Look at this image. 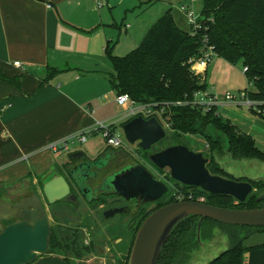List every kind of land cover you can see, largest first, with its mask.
<instances>
[{"label": "crops", "instance_id": "crops-1", "mask_svg": "<svg viewBox=\"0 0 264 264\" xmlns=\"http://www.w3.org/2000/svg\"><path fill=\"white\" fill-rule=\"evenodd\" d=\"M92 1L99 12L103 1L100 0V7ZM89 3L90 0H0V73L21 76L22 80L20 88L0 81L3 198H10V193H5V188L10 187L13 196L28 189L40 194L41 183L55 173L62 174L66 164L71 165V154L80 151L94 157L110 147L102 143L103 136L94 130L82 143L85 149H76L80 142L73 138L77 134L93 130L99 122L121 126L124 121L120 119L122 107L116 102V91L108 80L112 71H105V48L113 41L110 37L113 34L105 30L101 13H95ZM172 15L182 28L175 14ZM182 29L187 30L188 25ZM14 61H20L22 67H14ZM222 61L212 66L211 61L201 71L206 78L210 70L212 78L206 79L207 90L219 95L231 92L224 86L227 75L222 76L229 63ZM48 67L60 72L39 84ZM217 110L251 135L264 152V121L260 117L249 112L245 105L231 102L223 103ZM65 140H68L66 148L58 151L50 148V144ZM106 251H110L109 246ZM72 260L73 264H107L105 257L98 261L85 257ZM29 264H65V261L60 254L45 252Z\"/></svg>", "mask_w": 264, "mask_h": 264}, {"label": "trees", "instance_id": "trees-1", "mask_svg": "<svg viewBox=\"0 0 264 264\" xmlns=\"http://www.w3.org/2000/svg\"><path fill=\"white\" fill-rule=\"evenodd\" d=\"M202 1L199 15L204 28L194 35L177 25L169 8L147 29L130 53L124 56L114 55L108 44L105 53L112 66L108 80L117 95L126 93L137 102H155L159 107H164V116L169 125L168 133L172 141L165 142L162 148L174 144H183L187 147L185 138L196 134L205 142L206 167L211 174L235 180H250L246 176L228 171L220 156L224 152L233 161L264 162V152L257 147L255 139L240 130L229 119L223 118L217 107L203 113L201 109L190 104L179 105L175 102L187 101L194 92L207 89L205 73L193 72L187 63L189 58L200 54L202 40L206 37L207 42L214 46L217 57L231 65L241 63L242 67H247L244 72L247 86L243 90L250 100L256 102L255 106H250L248 110L264 121V0ZM59 72L60 70L55 67H48L45 79L39 84H43ZM0 81L20 88L22 80L21 76H6L0 73ZM126 121L128 120L120 124L121 127ZM146 151L142 150L145 159L148 160ZM69 166L70 164H66L65 167ZM162 181L165 183L172 181L176 191L172 195L167 194L163 202L152 210L178 201V195L182 196L181 200L202 201L225 208L264 207V199L258 201L257 196L260 194L253 192L254 189L264 188V180L261 179L250 180L252 191L242 202L229 195L212 194L200 187L181 184L167 174ZM12 190V187L5 188V193ZM28 191L29 189L24 193ZM107 198L102 197L99 201L107 203ZM67 199L64 198L52 205ZM71 202L74 206L77 204L75 201ZM152 210L144 213L141 218L144 219ZM142 219L137 222L134 236ZM206 225L222 227L228 247L205 264H264V239L254 244L246 243L257 234L263 235L264 226L236 225L210 218L200 219L195 215L186 217L173 228L156 264H188L192 251L198 246L199 234L200 236L206 234ZM81 239V233L77 228L61 227L56 222L55 226L51 225L50 228L47 252L61 254L65 264H73V260L67 256L68 252L74 259H80L91 250ZM125 264H128V260Z\"/></svg>", "mask_w": 264, "mask_h": 264}, {"label": "water", "instance_id": "water-1", "mask_svg": "<svg viewBox=\"0 0 264 264\" xmlns=\"http://www.w3.org/2000/svg\"><path fill=\"white\" fill-rule=\"evenodd\" d=\"M122 130L126 142L137 143L142 150H149L166 135L155 117H133L122 125ZM76 155H81V152L73 153L71 157ZM148 160L158 169L167 167L173 180L200 187L212 194L229 195L242 202L252 191L250 180L253 178L243 181L211 174L203 153L190 150L183 144L152 152L148 154ZM77 167L80 164L72 167L69 175L90 202V188L83 190L72 176ZM167 189V185L154 178L142 163L132 161L101 178L92 197L115 194L126 201L134 200L132 207L138 208L158 200ZM70 192L66 176L55 173L42 183L41 195L29 189L14 199L0 197V264H29L47 251L51 223L45 205L66 198ZM263 199L264 193L257 196L258 201ZM128 210V206L109 208L103 216L107 218ZM190 215L236 225L264 226V207L225 208L194 200L170 202L155 208L142 220L134 236L128 264H156L173 228Z\"/></svg>", "mask_w": 264, "mask_h": 264}, {"label": "rangeland", "instance_id": "rangeland-1", "mask_svg": "<svg viewBox=\"0 0 264 264\" xmlns=\"http://www.w3.org/2000/svg\"><path fill=\"white\" fill-rule=\"evenodd\" d=\"M102 1L104 6L99 12L103 17L105 30L109 31L110 34H113L110 35L113 41L110 42L109 45L111 48L113 47L112 53L114 55L124 56L130 53L142 39L147 29L169 8L171 9V13L175 14L178 19L179 25L182 28L187 27L185 16L180 11L177 0H175L176 2H173L174 0H170V2H167L166 0ZM89 4L95 13L98 14L99 12H97L98 10L95 7V3L90 0ZM202 4V0H195L194 9L196 12L201 10ZM104 62L106 64L105 71H112V66L106 53ZM221 62H223L221 58L215 57L210 65L212 66ZM226 66H228V69L226 70V73L222 74V76L227 75L226 84L224 83V86H228L227 89L231 90V92L237 93L239 89H243L247 85L242 71V65L241 63H237L236 65L228 64ZM200 72L195 73L203 74ZM211 78L210 70H208L206 79L209 81ZM214 80H217L216 77H214ZM219 82L222 84L221 79ZM229 86L235 88H229ZM115 128L118 129L121 138L125 141L122 146L123 149L132 157L133 161L144 163L158 179H161L166 174L169 175V169L167 167L157 169L151 164V162L145 160V155L138 150L137 143L131 144L126 142L122 127L119 126V124L115 125ZM101 141L104 145L106 144L104 139ZM171 141L172 140H170V135L167 131L165 137L153 144L150 149L146 151V154L162 149L165 142ZM184 141L189 149L202 152L204 156L207 154L205 142L202 137L194 134L187 136ZM222 144L224 150V141ZM75 147L79 150L85 149V145L82 143L77 144ZM67 158H69V155L66 156V159ZM220 160L221 162H224L228 171L232 173L246 176L248 178L264 180V162L258 160L233 161L227 154H224V152L220 156ZM165 184L168 188L167 192L159 200L136 208L134 212L129 211L127 213H119L107 218L102 215L103 210L111 206H121L124 204L123 200L119 199L114 201V197H109L106 199L107 203L100 201L86 202L74 187H72L71 195L66 197L68 198L67 201H62L55 205L51 204L52 206L45 205V208L47 214L49 216L51 215L49 219L51 220L50 222L52 226H55V223L57 222L61 227L77 228L81 233L83 244L90 246L91 249L82 257L97 261L105 257L107 264H125L126 261L129 260L128 257L130 255V249L134 239V229L137 226V222L142 219L141 217L144 213L152 210L157 204L163 202V199L167 194L172 195L175 193L176 188L173 186L172 181H167ZM38 187L40 189V186ZM253 192L257 195L261 194L264 192V188L260 190L254 189ZM0 193H2V190ZM9 193L10 198H14L24 192H19L15 196H13L11 192ZM177 198L181 200L182 196L178 195ZM71 201H75L77 204L74 206V203ZM132 216L135 217L134 221H132ZM206 228V234L204 233V236H200L199 234L198 246L192 251L188 264H205L228 247L226 234L222 227L218 225H206ZM263 239L264 234H257L247 240L246 243L254 244L256 242H261ZM107 246H109L110 251H106ZM63 250L65 252L67 251L66 249ZM67 256L72 260L73 255L70 252L67 253Z\"/></svg>", "mask_w": 264, "mask_h": 264}, {"label": "built area", "instance_id": "built-area-1", "mask_svg": "<svg viewBox=\"0 0 264 264\" xmlns=\"http://www.w3.org/2000/svg\"><path fill=\"white\" fill-rule=\"evenodd\" d=\"M95 1L98 7L102 5L100 0ZM194 3L195 0H182L179 4V9L186 18V22L188 25L187 30L193 35L204 28L199 12H196L194 9ZM214 57H217L214 46L209 44L207 42V38L205 37L202 40L200 54L196 57L189 58L187 63L193 72H200L207 67V65L212 61ZM12 65L16 68L22 67L20 61L12 62ZM246 70V66L242 67L243 73ZM115 99L117 104L122 107V112L120 114L121 120H129L136 116H141L145 119L155 117L161 123L164 131H169V125L164 116L163 106L159 107L155 102H137L130 98L126 93L116 95ZM225 102L242 104L247 108H249L250 106H255L256 103L255 101L250 100L247 97V93L245 90H240L237 93L227 91L223 95H219L206 89L198 90L192 94V97L189 100L177 101L175 102V104H190L191 106L201 109V111L205 113L211 108L218 107ZM94 130L99 131L103 136L106 144L112 148H120L125 143V141L121 138L118 129L115 128V125L113 123L103 122H99L93 130L88 129L80 132L73 139L80 143H85ZM67 145L68 140H65L62 142L50 144V148L53 151H58L62 148H66Z\"/></svg>", "mask_w": 264, "mask_h": 264}, {"label": "flooded vegetation", "instance_id": "flooded-vegetation-1", "mask_svg": "<svg viewBox=\"0 0 264 264\" xmlns=\"http://www.w3.org/2000/svg\"><path fill=\"white\" fill-rule=\"evenodd\" d=\"M138 150H140L142 152V149L139 146H138ZM78 152H80V151H78ZM74 153H77V152H74ZM71 158H72L71 165L69 166V168L65 167L63 170V174L66 176V179L68 180V182L70 184V188H71L70 195L72 193V187H74L77 190V192L80 194V196L86 202H87L86 198L83 196L82 192L79 190V188L76 186V184L72 180L71 176L69 175V171L72 167L80 164V167H77L75 172H73L72 176L77 180L78 184H80V186L82 187L83 190L86 191L87 188H90L91 193L88 196V198H91L90 202H92V201H99L102 197L107 198L108 196H111V195H98L96 199L94 197H92L95 195L94 189L97 188V184L100 182V179L105 177L106 175L110 174L114 170H118L123 165H126V164L133 161L132 157L127 154V152L123 149V147H120V148L108 147L104 152H102V154H100L98 156H94V157H87L81 152V155H76L75 157H71ZM139 163H142V162H139ZM142 164L147 168V166L144 163H142ZM155 168H157V167H155ZM149 171L152 173L153 177L156 178L154 176L153 172L151 170H149ZM156 179H158V178H156ZM163 179H164V176L159 180L162 181ZM40 195H41V193H40ZM112 196L114 197L113 198L114 201L121 199L124 201V204L121 206H119V205L118 206H111V207L106 208L105 210H107L109 208H114V207L128 206L129 210L127 212H129V211L134 212L135 211L136 208L132 207L134 205V200L126 201L124 198L119 197L115 194H112ZM14 198H16V197H14ZM14 198H10V199H14ZM7 199H9V198H7ZM74 200H76V199H74ZM44 203H45V201H44ZM143 205H145V204H143ZM143 205H141V206H143ZM105 210H103V212ZM103 212H102V215H103ZM127 212H125V213H127ZM115 214H119V213H115ZM132 218H133L132 221H134L135 217L132 216Z\"/></svg>", "mask_w": 264, "mask_h": 264}]
</instances>
